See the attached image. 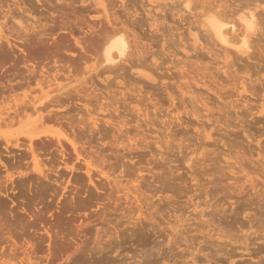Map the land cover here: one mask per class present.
Returning a JSON list of instances; mask_svg holds the SVG:
<instances>
[{"label":"rangeland","instance_id":"rangeland-1","mask_svg":"<svg viewBox=\"0 0 264 264\" xmlns=\"http://www.w3.org/2000/svg\"><path fill=\"white\" fill-rule=\"evenodd\" d=\"M29 1L0 0V20L5 13L11 19L0 21V34L7 38L0 41L6 43L0 44L5 49L0 53H9L0 69V134L12 133L24 144L16 151L0 139V187L15 190L8 198L0 196V264H26L21 262L26 261L21 245L27 242L36 249L31 256L34 264H67L76 248L86 250L89 257L106 249L103 257L108 264L264 262V0H68L60 8L54 0ZM245 5L259 15L249 31V46L255 51L250 48L246 55L228 48L231 51L224 54L206 19L217 14L236 22L239 12L246 13ZM57 10L61 14L52 15ZM16 14L18 19L12 20ZM112 27L129 37V60L108 71L98 47ZM236 28L241 29L238 24ZM18 35L48 59L39 64L20 62L27 49L15 39ZM56 87H63L61 94ZM52 90L48 99L55 103L47 113L42 111L39 123L30 124L37 115L28 110L29 121L7 126L4 103L12 105L16 98L28 103ZM42 129L73 140L82 155L76 160L64 140L59 146L44 135L35 138L33 148L46 179L32 173L30 159L23 157L27 152L23 148L28 147L25 136ZM83 159L94 167L89 174ZM67 161L72 171L63 168ZM7 176L12 183L6 182ZM133 191L139 203L132 198ZM204 202L214 205L213 211ZM201 209L203 218L198 214ZM250 216L259 225L252 221L250 228ZM259 227L262 239L256 240L250 233ZM47 229L62 237L54 252L61 258L49 262L44 258L48 242H43ZM220 232L222 240H234V245L249 233L254 239L246 244H253L248 253L254 257L243 251L242 244L231 247L228 241L227 249L224 240H216ZM12 233L15 246L9 238ZM219 244L225 250L219 251ZM196 247L201 248L198 254L191 252ZM226 249L232 251L228 254ZM189 253L196 255V263Z\"/></svg>","mask_w":264,"mask_h":264},{"label":"bare ground","instance_id":"bare-ground-1","mask_svg":"<svg viewBox=\"0 0 264 264\" xmlns=\"http://www.w3.org/2000/svg\"><path fill=\"white\" fill-rule=\"evenodd\" d=\"M29 1V0H28ZM32 1V0H31ZM38 4H41V3H43L44 1H47L48 2V0H35ZM50 1V0H49ZM66 1H68V0H54L53 2H55V3H58L59 4V8H60V5H65V3H67ZM195 1V0H194ZM198 1V0H197ZM215 1V0H214ZM8 2V1H7ZM16 2V1H15ZM27 2V1H26ZM30 2V1H29ZM34 2V1H33ZM69 2V1H68ZM260 2V1H259ZM46 3V2H45ZM196 3V2H195ZM200 3V2H199ZM245 3V2H244ZM26 4V3H25ZM36 4V3H35ZM47 4V3H46ZM50 4H51V1H50ZM50 4H48V6L50 5ZM204 4V3H203ZM203 4H198L201 8H204V6H201V5H203ZM205 4H207V3H205ZM216 4V3H215ZM238 4V3H237ZM242 4H243V2H242ZM252 5H253V3H251ZM251 4H249V5H251ZM258 4V3H257ZM9 5V4H8ZM7 5V6H8ZM15 5V4H14ZM28 5V4H27ZM32 5V4H31ZM68 5V4H67ZM197 5V4H196ZM255 5V4H254ZM253 5V6H254ZM261 5V4H260ZM2 6H3V4H2ZM1 6V8H3ZM42 5H40L39 6V8L41 7ZM47 6V5H46ZM207 6V5H206ZM205 6V7H206ZM253 6H251V8H250V10H252V7ZM256 6V5H255ZM259 6V5H258ZM257 6V7H258ZM4 7H6V4H5V6ZM12 7H14V6H12ZM16 7H17V4H16ZM32 7V6H31ZM30 7V8H31ZM62 8H61V10L63 9V6H61ZM209 7V6H208ZM218 7V6H217ZM221 7V6H220ZM229 7V6H228ZM231 7V6H230ZM242 7H244V6H242ZM262 7V6H261ZM6 8H8V7H6ZM186 8H188V6H186ZM212 8H214V7H212ZM212 8L210 9V10H208V9H204V10H208L207 12V14H209V12L210 11H212ZM222 8V7H221ZM224 8V7H223ZM247 9V11H246V13L245 12H239L241 9L239 8V11H237V13L239 12L240 14H238V15H236L237 17H236V22H234V21H227L226 19H223L222 18V16H218L217 14H211V15H209L208 17H207V19H206V25H207V28H208V30L212 33V34H210L211 36L213 35L214 36V38L220 43V45H222V49H223V53L224 54H226V53H228V52H230L231 50L230 49H234V48H238V50L237 51H239V52H242L243 54H246L247 55V53H248V51L250 50V48H251V46H249V44H250V42H249V31L250 30H252L253 28H254V26H255V24H256V16H259V15H256V12L255 13H252L248 8H247V6L245 5V7L244 8H242V10L243 9ZM263 8H264V6H263ZM5 9V8H4ZM9 9V8H8ZM15 9V8H14ZM32 9V8H31ZM33 9H37L36 7L35 8H33ZM57 9V8H56ZM189 9V8H188ZM216 9V8H215ZM257 9V8H256ZM1 10V9H0ZM27 10V9H26ZM38 10V9H37ZM45 10H46V8H45ZM190 10V9H189ZM192 10V9H191ZM214 10V9H213ZM229 10V9H228ZM238 10V9H237ZM241 10V11H242ZM2 11V10H1ZM4 11V10H3ZM7 11V10H6ZM12 11H13V9H12ZM15 11V10H14ZM23 11H25V10H23ZM22 11V12H23ZM227 11V10H226ZM256 11V10H255ZM7 12H10V11H7ZM16 12V11H15ZM17 12H18V10H17ZM34 12V11H33ZM46 12H48L49 13V11H46ZM216 11L214 10V13H215ZM218 12V11H217ZM222 12V11H221ZM232 12V11H231ZM233 12H235V11H233ZM2 13V12H1ZM0 13V14H1ZM11 13V12H10ZM19 13V12H18ZM39 13V12H38ZM37 13V14H38ZM54 13H59V14H61V12L59 11V10H57V12H55V11H53V13H52V15L54 14ZM196 13V12H195ZM205 13V11H203V13L202 14H204ZM260 13V12H259ZM33 14V13H32ZM40 14V13H39ZM42 14V13H41ZM194 14V13H193ZM219 14V13H218ZM231 14H233V13H231ZM235 14V13H234ZM2 15V14H1ZM5 15V17H2V19L3 18H5V19H7L9 16H10V14H9V16H6V13L4 14ZM3 15V16H4ZM7 15H8V13H7ZM17 15V14H16ZM16 15H14V16H16ZM20 15H22V14H20ZM50 15V14H49ZM201 15V14H200ZM220 15V14H219ZM227 15V14H226ZM256 15V16H255ZM13 16V15H12ZM10 17V18H12V20H14L13 18H17L18 19V15H17V17ZM41 16V15H40ZM203 16V15H202ZM202 16H199L200 17V19H201V17ZM262 16V15H261ZM25 16H23V18H24ZM45 17V16H44ZM199 17H198V19H199ZM224 17V16H223ZM227 17V16H226ZM225 17V18H226ZM231 17V16H230ZM1 18V17H0ZM233 18V17H232ZM1 19V20H2ZM9 19V18H8ZM21 19V18H20ZM0 20V21H1ZM9 20H11V19H9ZM9 20H7V21H9ZM37 20V19H36ZM227 22H226V21ZM233 20H234V18H233ZM264 20V19H263ZM3 21V20H2ZM27 21V20H26ZM198 21V20H197ZM200 21V20H199ZM257 21H258V19H257ZM6 22V21H5ZM11 21H9V23H10ZM23 22V21H22ZM37 22V21H36ZM1 23V22H0ZM18 23V22H17ZM264 23V22H263ZM8 24V23H7ZM6 24V25H7ZM11 24V23H10ZM20 23H18V25H19ZM23 24H25V22L23 23ZM237 24H238V27L240 26L241 27V29L238 31V30H236L237 28H236V26H237ZM259 24V23H258ZM2 25H3V23H2ZM261 25V24H260ZM0 26H1V24H0ZM8 26V25H7ZM15 26V25H14ZM114 26V25H113ZM263 26V25H262ZM6 27V26H5ZM12 27V26H11ZM11 27L9 26V28L11 29ZM16 27V26H15ZM19 27V26H18ZM24 27H25V25H24ZM24 27H21L20 28V30L22 29H25ZM31 27H32V25H31ZM1 28H2V26H1ZM14 28V27H13ZM17 28V27H16ZM34 28V27H33ZM229 28V29H228ZM260 29H261V26L259 27ZM3 29H4V27H3ZM30 29V28H29ZM121 29V28H120ZM2 30V29H1ZM7 30H8V28H7ZM5 31V32H8V31ZM31 30H33L32 28H31ZM126 30V29H125ZM124 30V31H125ZM207 30V34H208V31ZM262 30V29H261ZM260 30V31H261ZM15 31H17V30H15ZM26 31H27V29L25 30V33H26ZM29 31V30H28ZM34 31V30H33ZM43 31V30H42ZM41 31V36H44V31L42 32ZM238 31V32H237ZM263 31V30H262ZM2 32H3V30H2ZM9 32H11V30L9 31ZM21 32V31H20ZM23 32V31H22ZM12 33V32H11ZM11 33H8V34H10V36H12L11 35ZM203 33V32H202ZM259 33H261V32H259ZM258 33V35H259V38H260V35L262 34H259ZM15 34V33H14ZM16 34H18V33H16ZM15 34V35H16ZM22 35V34H21ZM23 35H24V33H23ZM26 35L27 34H25V37H26ZM31 34H29V36H30ZM258 35L256 34V36L258 37ZM39 36H40V33H39ZM105 36V37H104ZM15 37V36H14ZM103 37H104V39H101V40H103V42H102V44H101V47L99 46L98 47V50H101L100 52H101V54H100V58H101V56H102V58L99 60L100 62H102V64L103 65H105V66H107L106 67V70H108V71H112L111 70V68H108L109 66L111 67V66H113V68H114V66L116 65H119L121 62H124V61H128L129 60V58H128V56H129V54H128V52H129V43H128V38H127V36H126V34L123 32H121L119 29H117L116 27H112L109 31H107V33H106V35L104 34L103 35ZM9 38V37H8ZM27 39H28V37H26ZM209 38H210V36H209ZM213 37H211V39L210 40H212L213 42H214V39H212ZM258 38V39H259ZM15 39H17V41H19V42H21V43H24L25 44V47H26V51H25V53H24V59H17V61L19 60L20 62H23V64H26V63H29V62H35V63H33V64H39V63H43V61H45V60H47L48 59V56H44L43 58H41L38 54H37V52H36V50L35 49H33L32 47H30V44L28 43V41H25V40H22L21 39V37H19V35L18 36H16L15 37ZM30 39V38H29ZM1 40H7V38H4V37H2V35L0 34V41ZM252 40V39H251ZM255 40V39H254ZM260 40V39H259ZM25 41V42H24ZM7 42V41H6ZM251 42H254V41H251ZM258 42V41H257ZM1 43H3V42H1ZM0 43V44H1ZM259 43V42H258ZM257 43V44H258ZM4 44H6V43H3V45ZM130 44H131V42H130ZM255 44H256V42H255ZM11 45V44H10ZM252 45H253V43H252ZM259 45V44H258ZM6 46V45H5ZM9 46V45H8ZM3 47V46H2ZM137 47V46H136ZM254 47H256L255 45H254ZM11 48H12V46H11ZM101 48V49H100ZM131 49H132V47H130ZM134 48V47H133ZM228 48H230L229 50H228ZM1 49V48H0ZM252 49V48H251ZM255 49V48H254ZM254 49H252L251 51H255ZM256 49H258V48H256ZM2 51H4L3 50V48L1 49ZM0 50V51H1ZM11 50V49H10ZM228 50V51H227ZM131 51H133V49L131 50ZM131 53V52H130ZM255 53V52H254ZM257 53V52H256ZM99 54V53H98ZM251 54V53H250ZM6 55V54H5ZM8 55H9V53H8ZM8 55H6L7 56V60H8ZM6 56H4V53H0V69H2L3 67H4V61H6L5 59H6ZM99 56V55H98ZM226 56V55H225ZM252 56V55H251ZM250 56V57H251ZM11 56H9V58H10ZM54 58H56V56H53ZM134 57V56H133ZM128 58V59H127ZM240 58V57H239ZM11 59V58H10ZM127 59V60H126ZM130 59H131V56H130ZM238 59V58H237ZM250 59V58H249ZM16 60V59H15ZM22 60V61H21ZM9 61H12V60H9ZM58 61V60H57ZM62 61H63V59H62ZM14 63L16 62V61H13ZM59 62V61H58ZM61 62V61H60ZM59 62V63H60ZM64 62V61H63ZM231 63V62H230ZM9 64V63H8ZM20 64H22V63H20ZM99 64V63H98ZM115 66V67H116ZM15 66L13 65V68H14ZM16 67H17V64H16ZM33 67H34V65H33ZM102 67V66H101ZM103 68V67H102ZM108 68V69H107ZM101 69V68H100ZM105 69V68H104ZM110 69V70H109ZM33 70V69H32ZM113 70H115V69H113ZM103 71H105V70H103ZM117 71V70H116ZM109 73V72H108ZM1 77V76H0ZM0 79H2L3 80V78L1 77ZM3 82V81H2ZM250 82V81H249ZM242 83V82H241ZM3 84V83H2ZM1 88V87H0ZM3 88V87H2ZM10 88V87H9ZM63 87H61V88H59V87H56L54 90L57 92V93H59V92H62L63 91V89H62ZM3 90V89H2ZM43 90V89H42ZM4 91H5V93H6V90L4 89ZM4 91H3V94H4ZM9 91V90H8ZM44 92V91H43ZM53 93V90L52 91H50V92H46V93H44V94H42L40 97H36V98H34V100H29V102L28 103H25V102H23V101H19V98H18V100H17V98L16 99H13V100H11L10 102L12 103V105H10L9 104V102L7 103H4V101H5V98H4V101H3V106H4V108H3V110L2 111H5V120L6 121H8V124H7V122L4 124L5 126H6V124H7V126L9 127V125H11L12 123H14V122H16V124L18 123V125H22L24 122H27V121H29L30 120V118H31V116L28 114V110H31L32 112L31 113H33V114H36L37 116V119L36 120H34L33 122H31L30 124H36V123H39V121H40V119H41V113H42V111H45L46 112V109H47V107H49V106H51V105H53L52 103H55V102H52L51 103V99L49 100L48 98L50 97V95ZM0 94H1V92H0ZM59 94H61V93H59ZM6 95V94H5ZM27 96V95H26ZM15 97V96H14ZM25 98H27V97H25ZM30 98V97H29ZM7 99V98H6ZM49 100V102H47V103H45V100ZM2 100H3V98H2ZM27 105V106H26ZM54 106H55V104H54ZM52 107V106H51ZM50 107V108H51ZM21 110V111H20ZM264 110V109H263ZM19 112L21 113V114H23V116L22 117H19L20 115H19ZM49 112V111H48ZM261 112L263 113V111L261 110ZM47 113V112H46ZM0 114H3V113H0ZM42 114H44V112L42 113ZM13 117H12V116ZM0 117H2L1 115H0ZM43 118V117H42ZM48 119V118H47ZM51 118H49V120H50ZM1 120H2V118H1ZM5 120H3V121H5ZM45 118H44V120H42V122L44 123L45 122ZM47 121V120H46ZM50 121H52V120H50ZM2 122H0V124H1ZM43 123H42V127H43ZM14 125H15V123H14ZM6 126V127H7ZM26 126V125H25ZM24 126V127H25ZM34 126V125H33ZM23 127V128H24ZM28 127V126H27ZM37 128V127H36ZM30 129V128H29ZM35 129V128H34ZM38 129V128H37ZM24 133V132H23ZM12 134V133H11ZM11 134H8V133H6V134H0V139H1V142L3 141L4 143H5V146H12V148L14 147V148H16V151H17V149L18 150H22V145L24 146V144H21L20 145V143H18V139H17V137H15V136H13V135H11ZM22 134V133H21ZM25 135H26V133H25ZM40 135V136H39ZM42 135H44V137H49L50 139H55L53 142H55V144H59V146L62 144L63 145V142H62V140H64V142L65 143H67L69 146H70V149H71V151L74 153V155H75V159L77 160V159H79V158H82L81 156V154H80V152H78V148H77V143L76 142H74L73 140H70V139H68L66 136H65V138H63L60 134H56V133H54V132H52V131H50V130H48V129H42L38 134H36V135H26L25 136V138H26V140L28 141V147L26 148V147H24L23 148V151L25 152V150H27V152L24 154V156L23 155H21V156H23L24 158H29V159H27V160H29L30 161V163H31V172L32 173H34L35 175H37L38 177H42L43 179H46L47 178V176H45L44 175V173H43V170L41 169L42 167V164H41V162H40V160L38 159V155L36 154V151H35V149L33 148L34 146H33V140L35 139L36 141L38 140V139H40L41 137H42ZM22 136H23V134H22ZM15 138V139H14ZM24 138V139H25ZM38 138V139H37ZM44 139V138H43ZM49 140V139H48ZM50 142V145H51V141H49ZM53 144V143H52ZM45 145V144H44ZM46 147V146H45ZM48 147V146H47ZM8 147H6V149H7ZM5 149V150H6ZM62 149H63V147H62ZM14 151V150H13ZM13 151H10V152H13ZM191 152V151H190ZM193 154H194V152H192ZM191 153V154H192ZM196 153V152H195ZM188 154V153H187ZM62 155V154H61ZM23 157H22V159H21V161L23 160ZM186 157H184L183 159H185ZM224 158V157H223ZM187 159V158H186ZM188 159H190V157L188 158ZM187 159V160H188ZM192 159V158H191ZM25 160V159H24ZM84 160V159H83ZM193 160V159H192ZM192 160H188V161H192ZM186 161V160H185ZM187 161V162H188ZM235 162V161H234ZM264 162V161H263ZM63 163V168L64 169H66V170H69V171H72L74 168L73 167H69V165H68V161L67 162H62ZM192 163V162H191ZM188 164V163H187ZM236 164V163H235ZM259 164V163H258ZM84 167H85V169H86V173L87 174H89L90 173V170H92V169H94V167H93V165L89 162V161H87V160H84ZM230 164H228V166H229ZM238 165V164H237ZM242 165V164H241ZM240 166V165H239ZM238 166V167H239ZM237 167V168H238ZM241 167V166H240ZM239 167V168H240ZM231 168V167H230ZM228 169V168H227ZM239 170V169H238ZM233 172H235V173H242V172H236V171H234V170H232ZM241 171H242V167H241ZM99 172V174L100 175H102V176H107L106 174H105V172L103 171V170H100V171H98ZM243 172H245L244 171V169H243ZM234 173V174H235ZM86 174V175H87ZM232 174V173H231ZM233 174V175H234ZM246 175H248L247 173H246ZM89 177V180H91V178H90V176H88L87 175V178ZM244 178V177H243ZM245 178H247V176L245 177ZM249 179V178H248ZM252 181V180H251ZM250 180H249V182H251ZM6 182H8V183H12V177L11 176H7L6 177ZM247 182V181H246ZM254 184V183H253ZM234 185V184H233ZM19 187H22V185L20 184L19 185ZM236 187V186H235ZM251 187V186H250ZM255 187V186H254ZM3 188V187H2ZM1 187H0V196L2 197H9L10 195H9V191L11 190H9L8 191V187H4L3 189H2ZM238 188V187H237ZM241 189V188H240ZM243 189V188H242ZM241 189V190H242ZM254 189V188H253ZM252 189V190H253ZM63 190H65V188H63ZM244 190V189H243ZM252 190H250V191H252ZM14 189L12 190V191H10L11 193H14ZM240 191V190H239ZM22 192V191H21ZM256 192V189H255V191H254V193ZM136 192H134L133 191V195L135 194ZM241 193H243V191L241 192ZM240 192H239V194H241ZM258 193V192H257ZM19 194V198L21 197L22 199H25L26 197H25V194H23V193H18ZM132 195V194H131ZM255 195V194H254ZM253 195V196H254ZM136 195H134V197H132V198H134V199H136V201L139 203V201H138V196H136ZM133 199V200H134ZM260 199H262V198H260ZM135 201V202H136ZM248 201V200H247ZM258 201V200H257ZM134 202V203H135ZM249 202V201H248ZM207 203V202H206ZM205 202H204V204H205V206L207 205ZM252 203V202H251ZM256 203V202H255ZM262 203V202H261ZM214 204V203H213ZM212 204V205H213ZM260 204V203H259ZM198 205H200V204H198ZM197 205V209H198V207H200V206H198ZM209 206H210V204L208 205V209H209ZM214 206V205H213ZM213 206H210V208L212 209V211H213ZM217 206V205H216ZM215 206V208L217 209V207ZM256 206H258V205H256ZM205 207V208H206ZM259 207V206H258ZM140 208V207H139ZM207 208H206V210H207ZM222 210V209H221ZM200 211H202V209L200 210ZM205 211V210H204ZM204 212L202 211V212H198V214L200 215L199 217L201 218H203V216H204V214H203ZM245 213V212H244ZM255 215V214H254ZM257 215V214H256ZM246 217V216H245ZM251 217V216H250ZM255 217V216H254ZM250 219V218H249ZM248 219V221H250L251 220V222H249V223H251V226L249 225V227L251 228V227H253V225H252V221H254V220H256V219H252V217H251V219L249 220ZM260 219V218H259ZM194 220H196V219H194ZM245 220V219H244ZM200 221V220H199ZM202 221V220H201ZM247 221V222H248ZM264 221V220H263ZM205 222V221H204ZM255 222V221H254ZM253 222V223H254ZM257 222V221H256ZM255 222V223H256ZM259 222V221H258ZM257 222V223H258ZM205 223H207V222H205ZM254 223V224H255ZM257 223H256V225H257ZM260 223H261V221H260ZM264 223V222H263ZM209 225V224H208ZM207 225V226H208ZM258 225H259V223H258ZM212 226V225H211ZM261 226V225H260ZM262 227V226H261ZM256 228V227H255ZM263 228H264V225H263ZM263 228H257V232H255L254 233V235L252 234V233H250V235H251V237H254V238H256V240L259 238V236H261V234H262V236H263V239H264V230L262 231V230H260V231H262L263 233H259V234H257L259 231H258V229H263ZM249 229V228H248ZM214 229H212V231H213ZM241 230V229H240ZM240 230H239V232H240ZM216 231V230H215ZM218 232V231H217ZM238 232V233H239ZM242 232V231H241ZM243 232H244V230H243ZM216 233V232H215ZM219 233V232H218ZM222 232H220V234L219 235H217V239L216 240H218V242L220 241V240H222V237H221V235H223L224 233H222ZM237 233V234H238ZM246 233H244V236H243V234H242V236H243V238H242V236H241V239H243L242 241H241V243H240V245L243 247V251H245L246 253H248V251H250V250H248L250 247H251V245L253 246V244L251 243H249V245L248 244H246V242H247V240H249V233H247V236L245 235ZM255 234H256V236H255ZM11 235V236H10ZM14 233H12V234H9V238H10V241H11V243L15 246L16 244L14 243V239H16L15 237H14ZM43 237H44V240H43V242H48V245H47V255H45V260L47 261V262H49V261H51V260H53V259H60L61 258V256L58 254V253H54V252H56L58 249H59V247H56V245H57V242H59L61 239H62V237H61V234L59 233V232H57V231H55V230H50V229H47L44 233H43ZM207 235H210L209 234V232H208V234ZM206 235V236H207ZM227 235V234H226ZM226 235L225 236H223V238H225L226 237ZM253 235V236H252ZM259 235V236H258ZM19 236V235H18ZM213 236V235H212ZM212 236L210 235V237L212 238ZM215 236V235H214ZM229 236V235H228ZM261 236V237H262ZM42 237V238H43ZM230 237V236H229ZM233 237V236H232ZM232 237H230V238H232ZM237 237H238V235H237ZM237 237H234V238H236V240L238 241V239L239 238H237ZM14 238V239H13ZM206 238V237H205ZM208 238H209V236H208ZM210 238V239H211ZM234 238H232V240L234 239ZM253 238V239H254ZM7 239V238H6ZM227 239V242L229 243V245H230V243H231V247H233V246H235V245H237L238 244V242L234 245V240L233 241H231V240H228V238H226ZM251 239V241L253 240L252 238H250ZM259 239H262V238H259ZM187 240V239H186ZM224 240V243L226 242L225 241V239H223ZM222 240V241H223ZM0 241H2V239L0 240ZM18 241V240H17ZM41 241V240H40ZM261 241V240H260ZM259 241V242H260ZM8 242V241H7ZM15 242H16V240H15ZM42 242V241H41ZM227 242L225 243V244H227ZM234 242V243H233ZM249 242V241H248ZM247 242V243H248ZM232 243H233V245H232ZM18 244H21V243H18ZM24 244V243H23ZM225 244H223V245H225ZM220 245V244H219ZM239 245V244H238ZM239 245V246H240ZM254 245H255V243H254ZM264 245V244H263ZM14 246H12L13 248H14ZM22 247H24L23 248V250H22V255L25 257V259H26V261L24 260V261H21V262H25L26 264H34V262H32L31 261V256H35V250L36 249H34V247L30 244V243H26V244H24V245H21ZM21 246H20V248H21ZM225 246H227L226 248L228 249V244L227 245H225ZM225 246H221L220 245V247H222V248H219V251L221 250V249H224L225 250ZM250 246V247H249ZM9 247H11V245L9 246ZM18 247V246H17ZM194 247V246H193ZM217 247H219V246H217ZM262 247V246H261ZM39 248V247H38ZM98 248H100V247H98ZM97 248V249H98ZM22 249V248H21ZM20 249V250H21ZM41 249H42V247H41ZM218 249V248H217ZM227 249H226V251H227ZM257 249H258V247H257ZM262 249V248H261ZM11 250V249H10ZM13 250V249H12ZM11 250V251H12ZM39 250H40V248H39ZM80 250V249H79ZM108 250V249H107ZM201 248H197L196 247V249H193V251H191V252H193V253H200L201 251ZM229 250H231L232 251V249H229ZM228 250V251H229ZM14 251H15V249H14ZM38 251V250H37ZM81 251V250H80ZM80 251H78V248H76L75 249V252L74 253H76L77 252V254H75V255H71V259H68L69 261H66V262H68L67 264H87V263H91V264H108V261H109V259H105V258H107V257H103L105 254H107L106 252V249L103 251L102 249H99V252H98V254H93V255H98V256H94V257H91V256H93L92 254H91V256L89 257V255L88 254H86V253H88V252H86V250H82L81 252ZM86 253H85V252ZM98 251V250H97ZM106 251V252H105ZM228 251H227V253H228ZM254 251V250H253ZM79 252V253H78ZM103 252H105V254L103 253ZM258 252H259V254H260V250H258ZM258 252H256V253H258ZM15 253H16V251H15ZM43 253V252H42ZM96 253V252H95ZM109 253V252H108ZM193 253H189L190 254V256L192 257V262L194 263L195 261H196V258L194 257V256H196V255H193ZM222 253H224V252H222ZM232 253V252H231ZM230 253V255L231 256H233V253L231 254ZM255 253V254H256ZM3 254H5L4 252H3ZM17 254V253H16ZM55 254H57V256H55ZM218 254H219V252H218ZM229 254V253H228ZM242 254H244L243 252H242ZM258 254V256L257 257H259L260 255ZM6 255V254H5ZM19 255H20V253H19ZM37 255V254H36ZM145 255V254H144ZM227 255V254H226ZM225 255V253H224V256H226ZM247 255H249V256H253V255H251L250 253H248ZM1 256H2V254H1ZM0 256V257H1ZM4 256V255H3ZM16 256V255H15ZM21 256V255H20ZM23 256L21 257V258H23ZM106 256V255H105ZM143 256V255H142ZM223 256V255H222ZM223 256V257H224ZM231 256H229L228 255V259H230V258H232ZM10 257V256H9ZM14 257V256H13ZM12 257V258H13ZM118 257V256H117ZM144 257V256H143ZM214 257V256H213ZM227 257V256H226ZM254 257V256H253ZM253 257H252V259H253ZM5 258H6V256H5ZM11 258V257H10ZM20 258V259H21ZM35 258H37V257H35ZM39 258V257H38ZM111 258V257H110ZM116 258V257H115ZM114 258V259H115ZM147 258H148V256H147ZM207 258V257H206ZM209 258V257H208ZM260 258V257H259ZM262 258V257H261ZM9 259V258H8ZM15 259H16V257H15ZM18 259H19V257H18ZM33 259V258H32ZM191 259V258H190ZM213 258H211L210 260H212ZM218 259V258H217ZM216 259V260H217ZM219 259H220V257H219ZM218 259V260H219ZM250 259H251V257H250ZM255 259H256V257H255ZM10 260V259H9ZM23 260V259H22ZM40 260H42V259H40ZM112 260V259H111ZM119 260V259H118ZM143 260V259H142ZM148 260V259H147ZM264 260V259H263ZM39 261V260H38ZM91 261V262H90ZM144 261H145V259H144ZM214 262H215V260H213ZM4 262V261H3ZM42 262V261H41ZM219 261H217V262H215V264H217ZM230 262V261H229ZM258 262H259V264L261 263V264H264V262L262 261V260H258ZM263 262V263H262ZM7 263V262H6ZM196 263V262H195ZM213 263V262H212ZM20 264H22V263H20ZM35 264H37V263H35ZM40 264V263H39ZM135 264V263H134ZM136 264H141V263H139V262H137ZM253 264H255V263H253ZM257 264V263H256Z\"/></svg>","mask_w":264,"mask_h":264}]
</instances>
